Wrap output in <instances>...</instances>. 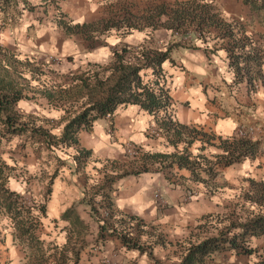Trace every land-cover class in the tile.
I'll return each mask as SVG.
<instances>
[{
	"label": "crops",
	"instance_id": "1",
	"mask_svg": "<svg viewBox=\"0 0 264 264\" xmlns=\"http://www.w3.org/2000/svg\"><path fill=\"white\" fill-rule=\"evenodd\" d=\"M202 1L216 5L218 16L227 24L211 26L210 36L198 38L194 47L177 46L172 52L174 64L170 60L163 63L174 119L221 136H232L240 127L256 125L253 139L260 141L258 154L222 168L223 183L214 193L195 182L189 169L177 164L163 168L159 162L154 163V168L149 164L148 171L120 176L104 188L116 212L139 216L146 224L158 222L170 237L193 241L217 235L209 231L212 217L239 201L237 195L248 187L250 178H264V11L252 9L246 0ZM59 2L65 18L73 24H83L98 21L110 13H120L124 5H131L134 0ZM117 2L123 5L119 7ZM24 3L25 0L12 1L11 9L20 8L21 14L13 26L7 28L21 51L54 56L64 72L75 71L84 61L97 63L112 56L115 43L111 38L120 39L116 32L110 38L102 34L87 39L80 31L68 33L59 24L50 3L40 10L24 9ZM146 33L147 30L145 36ZM136 35L129 34L126 42L136 45L133 44ZM163 35L166 41L173 36L170 30ZM238 42L243 46L236 47ZM30 108L39 109V106L32 103ZM167 137L158 127L155 116L139 104L120 105L112 116L99 118L90 129L80 131L78 144L63 148L64 155L57 154L66 166L53 170L45 203L43 221L46 226L52 224L49 233L54 231V236L62 240L56 243L67 242L65 236L74 223H79L75 220L77 217L86 224L92 220L98 231L90 210V193L95 190L94 186L105 182L110 166L113 171L116 169L113 174L135 169L134 162L121 161L128 158L125 151L128 143L138 144L149 153L165 152L172 147ZM78 149H87L90 155L76 162ZM11 180L12 189L19 192L24 189L22 181ZM188 191L194 193L190 198ZM68 210L69 215L65 217ZM261 238L264 239L253 237L251 245L257 247ZM110 239L104 241L107 254L112 236ZM118 245L126 248L121 240ZM85 253L84 250L82 255ZM24 261L16 237L9 234L0 242V264H24ZM143 261L147 263L149 257L144 256Z\"/></svg>",
	"mask_w": 264,
	"mask_h": 264
},
{
	"label": "trees",
	"instance_id": "2",
	"mask_svg": "<svg viewBox=\"0 0 264 264\" xmlns=\"http://www.w3.org/2000/svg\"><path fill=\"white\" fill-rule=\"evenodd\" d=\"M12 1L0 0V13H7ZM246 2L251 5L252 9L264 11V0H246ZM216 10V5L211 2L187 0L177 1L173 5L162 3L154 8L147 6L139 11H134L132 5H125L119 11L120 13H110L91 23L71 24L70 21L60 20L59 24L68 33L80 31L86 34L87 39L112 30L125 35L132 33L135 29L140 31L148 27L152 29L150 37H146L139 44L120 42L113 48L109 61L106 64L97 65L101 67L99 71L89 73L88 70L79 75L72 72L71 81L68 83L65 81L58 83L55 80L54 84L48 85L47 79L50 81L49 77L57 73L56 70L50 68L49 63H46V57L21 58L14 47L2 44L0 38V122L4 125L0 130V146L4 138L8 140L12 134H23L28 131L31 135L37 133L38 136L45 138L47 147L50 148L55 145L64 147L76 145L80 131L90 129L97 119L112 116L120 105L128 104H139L153 114L158 127L165 129L168 137L174 136L175 139L170 140L176 146L178 142L185 141L184 137L190 138L186 141L187 145L182 152L169 154L144 152L140 161L135 160L134 170L125 169L117 174L107 173L105 182L94 187L96 194L104 197V202L109 208H113L114 204L110 194L105 193L104 188L120 176L150 170L149 164L159 162L163 167L178 164L180 168L191 170L194 177L199 180L202 172L212 179L226 166L242 162L246 157L255 158L260 147L259 140L241 137L237 134L224 138L215 137L197 128L193 129L192 133L188 131V125L173 121V101L170 89L167 87V76L163 63L170 60L174 64L172 52L177 46H181V41H170L165 47L158 46L154 43L153 33L159 27H166L172 30V35H179L181 38L189 33L197 34L196 38H201L211 26L223 27L225 25L226 22L218 16ZM4 19L6 17L0 16V33L6 25L2 22ZM235 46L242 47L243 45L238 42ZM51 63L56 62L53 59ZM146 69L152 70L153 78L146 80L143 77L142 71ZM32 81H37L38 84L32 85ZM30 91L33 92L32 96L29 94ZM38 97L44 98L54 107L62 108L69 113V119L60 136L52 135L49 129L42 125L35 126L34 121H22L24 115L17 109L18 101L23 98ZM84 97H87V101L82 100ZM214 138L219 139L220 143L216 145L211 142ZM196 140H201L203 144L200 150H204L207 143L221 149L220 152L215 153L217 160L209 162L206 168L201 166L199 160V158H205L203 154L200 153L193 161L191 160L188 146ZM89 155V150L78 149L75 160L81 162ZM168 158H170L169 161ZM15 170L16 167L0 153V214H8L18 232L30 234L32 238L39 240L34 236L39 225L38 216L35 217L32 214L35 206H28L24 209L20 201L23 195L9 185V179L14 175ZM249 182V186L239 196L241 198L240 213L228 218L227 232L223 230L217 235L201 240H189L183 244V251L177 261L163 263L154 257L151 244L144 245L142 241V235L146 231L144 227L147 225L145 220L130 213L119 212L117 214L120 215L117 220L118 225L111 222L110 218H99L98 220H103L100 224L99 238L105 240V231L112 229L111 236L120 238L127 249H138L140 253L147 252L154 261L153 264H224L229 251L236 255L252 254L255 250L250 246L251 238L264 236V178L259 180L250 178ZM50 184L48 192H50ZM89 203L92 209L97 211L91 199ZM39 209L42 215H46V204ZM23 211L30 214V220H19ZM69 212L68 210L64 216L67 217ZM114 212L115 210L111 211L110 217L114 216ZM75 220L80 222L78 217ZM78 241L68 236L67 242L63 245L51 243L50 249L41 251L34 257L33 264H92L89 255L83 263L82 252L88 243L83 240ZM153 242L152 245L158 243L159 237ZM39 243H41L40 240Z\"/></svg>",
	"mask_w": 264,
	"mask_h": 264
},
{
	"label": "rangeland",
	"instance_id": "3",
	"mask_svg": "<svg viewBox=\"0 0 264 264\" xmlns=\"http://www.w3.org/2000/svg\"><path fill=\"white\" fill-rule=\"evenodd\" d=\"M177 1L179 0H134V2H131V5L134 11H139L144 7L153 6L154 8L162 3H168L173 5ZM47 3H50L51 9L56 12L54 15L58 21L60 20L70 21V23L73 24L72 20H69L68 18L64 17L65 15L62 13V10L59 5L60 4L59 0H25L24 9L40 10L43 6H45L44 4ZM118 3L119 2H117L116 4ZM11 4L8 6L7 13H0L1 17L3 18L6 17V19L2 21L3 24L6 25L5 28L2 30V32L0 33L1 42L2 44L10 43L16 49L17 53L19 54V57L21 58H25L26 56L46 57L47 58L46 63H49L50 68L56 70L57 73V74L53 73L52 76L49 77L50 81L47 79L48 85L54 84L55 80L58 81V83L61 81H65L66 83L70 82L71 77L73 75L72 72H75L76 75L84 73L88 70L90 71L89 73H94L95 71H99L101 69L100 66H97L98 64H106L109 61L110 58L106 60H101L97 63H95L96 61L83 60L84 63L81 64L78 67V69H76L75 71L64 72L59 66V64H57L58 58L54 56H50L43 52L27 53L21 51V49L18 48L17 44L15 43L16 40L15 42H13L12 34H10L9 31H7L8 30L7 28L13 26L14 21L18 19V17H20L21 14L20 8L19 10L17 9L12 10ZM122 5L123 4L121 3L120 6ZM117 6H119V4ZM145 30H147L146 33L147 36H145ZM145 30L143 31H140L138 29L132 30L133 31L132 33L137 34L135 39L136 41L133 44L140 43L146 37H150L152 29L148 27ZM167 30L172 31L171 29H168L166 27H159L154 31L153 34L155 36V41H154L155 45L165 47L168 45L170 41L180 40L181 46L192 47V45H195L196 40H198V38H196L197 34L189 33L188 35L182 38L179 37V35H173L171 39L168 38L167 39L168 41H166L164 40L163 34ZM215 30H216L215 27H213L212 31L214 32ZM112 31L105 33V36H109L110 38L117 33L115 30ZM129 34L123 35L121 33H117V36L120 38L117 40H114L115 38L112 37L111 39H113L115 43L114 47L118 46L120 42L129 44L128 42H126L128 41L127 37L129 36ZM208 36H210L209 29L202 35L201 38L205 39ZM52 58L55 60L56 63H51V61L53 60ZM142 75L146 80L154 77L151 69L143 70ZM37 84H38L37 81H32V85H37ZM167 87H168V79H167ZM29 94L32 96L33 92L30 91ZM82 100L87 101V97H84V99ZM32 103H36L39 106V109L30 108ZM17 109L24 115L22 121H26V122L34 121L35 126L42 125L45 128H48L52 135H57V136L61 135L63 131V127L68 121L70 116L69 113H66L62 108L54 107V105L49 104L44 98L41 97L33 98V99H29V98L21 99L17 103ZM173 121H176L174 119V115H173ZM3 127L4 125L0 122V130ZM188 127H189L188 131L192 133H193V129L195 128L202 130L194 125H189ZM161 131L164 134V136H167L165 129H161ZM203 133H206L207 135L210 136L214 135L215 137L221 136L209 129L203 130ZM222 137L224 138L228 136H222ZM167 138L171 143L172 147L171 150L165 151L163 153H168V154L173 152H182L184 147L187 145L186 141H189L190 139V138L186 139L184 137L183 140L185 141L178 142V145L176 146L170 140V139H175L174 136L171 138L169 136ZM204 138L206 139V136H204ZM211 142L216 143L217 145L220 143V140L214 138L211 140ZM132 144H133L132 155L128 154L127 148H125L128 158L126 157L124 158L125 160L122 159L121 161H125V162L130 161L132 163L134 162L133 164L135 165L134 166L135 168L136 167L135 160L140 161V159L142 158V154L145 151L138 150V148L140 149V146L138 144L135 143ZM202 145L203 144L201 140L200 142L199 141L197 142L196 140L191 145L188 146V150L191 153L192 161L195 159V156H197L198 154L200 153L203 154L205 158L203 159L199 158V160L201 161V166L206 168L209 165V162H215L217 160L215 153L220 152L221 149L207 143L206 148L204 150H200V147ZM63 148H65L63 145L61 146L55 145L52 148L47 147L45 138L38 136L37 133L31 135L30 131L23 134H19V133L12 134L9 136L8 140L5 138L2 140V144L0 146V153L10 164L16 167V170L14 171V175L11 176L9 179V184L11 179H12L11 181L14 183L16 180L18 181V183H20L19 181H22L21 187H24V189L20 191V193L23 195V199L20 200L21 204L23 205L24 209H27L28 206H32V205L35 206L33 207L34 210L32 211V214L35 217L38 216L39 225L36 228V233L34 234V236L38 237L41 243H39V240H37L36 238H32L30 234H23L22 232H18L15 229L13 220L8 214L5 215L0 214V242H2L4 238H6V236H8L9 234H12L14 237H16L17 243L22 251L23 256L25 257L24 264H33L34 257L39 255L41 251H46L50 249L51 243L58 244L56 242L62 241L54 236L53 234L54 231H52V233H49V229L50 227L52 228V224L47 223V226L46 224H44L43 215L41 214L39 208L42 205H45L46 203L51 176L54 174L53 170L55 168H63L66 166L64 160L62 158L60 159V157L57 156L58 153L64 155L63 154L64 151H62ZM167 160L169 161L170 158H168ZM153 165L154 163H152V168H154ZM112 172L114 171L110 166L109 173ZM192 176L195 182L200 183L207 189V191L212 193L216 192L218 190L217 187L223 183L221 180L222 172H219L218 175H216L215 178L212 179H210V177L206 176V174L202 172L200 179L202 180L207 179L208 181H202L200 179L197 180V178H195L193 174ZM252 178L257 180L262 179L255 177ZM241 193L242 190L239 192V195H237L239 201L236 202L235 205L232 204L231 206L226 207V209H224L222 213L218 214L219 216L216 215L215 217H212L211 220L212 223L210 224L209 227L210 228L209 231L211 233L219 234V232L223 230L227 232L228 218L240 213L241 208L239 204L241 202V198H239V196ZM89 198L94 202L95 205L94 207L97 209V211L93 210L92 207L90 206V210L92 211L94 221H96V226L98 227V231L95 230L94 222H92L91 220V222H88V224L86 223L81 224L79 222L76 225H73L72 226L73 228L67 231V235L65 236L67 237V239L68 236H72L73 240H77V241L79 240L78 242H81L83 240L85 241V243H88L85 249L86 253L83 255V263L85 262V260L88 258L89 255L91 257L92 264H153L154 261L150 258L147 252L140 253L138 249L120 248V246L118 245V243H120V238H117L116 236H112L113 242L107 244L109 247L108 254L105 252L107 251V248L104 241L111 240L110 233L112 229H107L105 231V235H106L105 240H103L101 237L99 238L100 224L103 223V220H98V219L106 218L108 215L106 214L107 212L110 213V211L112 210L116 211V209L114 205L113 208H109L104 202L105 201L104 197L101 194H96V189L91 191ZM100 200L102 201V203L100 202ZM246 204L248 206L249 203L247 202ZM117 214L118 212H116L114 216L108 217L110 218V221L116 223V225H118L117 220L120 217V215ZM29 215L30 214L23 211L22 216L19 218V220L28 221L30 220ZM74 216L75 214L73 215V217ZM108 228H110V226ZM144 230L147 231V232L145 231L144 234L142 235V241L144 245L151 244V250L153 252L154 257L156 259H159L163 263H170L172 261H177L180 258V254L183 251V247H182L183 244H186V242L189 241L187 240V238L185 240H181L170 237V235L167 232V229L158 222L148 223L144 227ZM201 230L202 229H200L198 233H200ZM158 237H159V242L152 245V243H154L153 241L156 240ZM62 238L64 237L62 236ZM252 238L250 240V246L255 250L252 254L236 255L233 252L229 251L227 252V258H226L227 260L225 261L224 264H260L264 262V239L261 238L259 242H257V247H254L251 245L253 241ZM146 255L149 257V261L147 263L143 261L144 256ZM177 257L178 259H176Z\"/></svg>",
	"mask_w": 264,
	"mask_h": 264
},
{
	"label": "built area",
	"instance_id": "4",
	"mask_svg": "<svg viewBox=\"0 0 264 264\" xmlns=\"http://www.w3.org/2000/svg\"><path fill=\"white\" fill-rule=\"evenodd\" d=\"M255 129H256V125H253V124L243 126V127L238 128L236 134L238 136L245 137V138H253V134L255 132ZM154 132H156V129H154ZM132 147H133L132 143H128L126 146L128 154H130V155H132V149H133ZM138 150H142V148L140 147V149L138 148ZM187 194H188L189 198L194 195V193L192 191H188ZM156 196L158 197L159 193H156ZM114 213H116V211ZM106 214H108L106 218L110 217L111 211H110V213L107 212Z\"/></svg>",
	"mask_w": 264,
	"mask_h": 264
}]
</instances>
